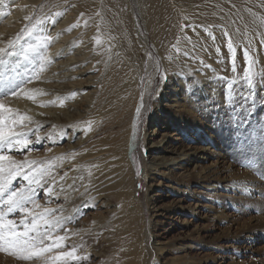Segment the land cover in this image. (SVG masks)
I'll use <instances>...</instances> for the list:
<instances>
[{
	"label": "rangeland",
	"instance_id": "1",
	"mask_svg": "<svg viewBox=\"0 0 264 264\" xmlns=\"http://www.w3.org/2000/svg\"><path fill=\"white\" fill-rule=\"evenodd\" d=\"M240 1L255 12V22L219 18L213 22L219 34L212 37H202L185 25L194 42L218 48V60L209 63L212 69L194 64L185 76L176 78L169 76V67L164 74L171 82L163 84L160 68L148 90L158 56L150 41L147 53L140 48L135 64L145 61L135 106L130 93L138 67L131 60L125 58L124 70L107 76V84L100 86L64 54L54 64L71 63L70 71L62 72L81 74L83 79L76 88L75 78L65 80L64 89L55 88L56 95L67 94L71 101L77 96L78 107L68 118L63 109L54 113L46 100L54 93L38 96L45 105L36 106V97L27 96L20 107L23 94L7 93L39 63L20 47L27 41L26 51L33 48L39 25L20 40L14 55L3 57L0 103L31 117L17 131L32 129L28 139L33 141L29 149L9 154L17 161H36L33 168L46 169L43 176H36L40 183L31 185L40 207L27 206L34 212L55 210L47 218L62 217L64 222L51 234L67 239L63 247L29 260L0 245V264H50L47 257L73 247L83 259L69 264H264V0ZM6 6L0 0L4 47L40 18L35 10L31 23L21 28L20 19L11 17ZM227 37L235 48L234 64L223 48ZM249 61L251 82L245 76ZM112 64L120 66L117 58ZM43 66H37L36 81L21 87L40 89L47 80L45 70H40ZM92 73L102 77L99 69ZM186 88L188 98L181 95ZM173 89L175 95L169 98ZM122 91L124 101L117 109V94ZM85 99L91 100L89 109ZM37 136L42 138L39 143ZM24 186L22 178L13 182L14 188ZM49 187L51 194L45 195ZM9 218L19 221L21 216L15 213ZM44 227L41 223L42 231ZM50 243L45 239L44 246Z\"/></svg>",
	"mask_w": 264,
	"mask_h": 264
},
{
	"label": "bare ground",
	"instance_id": "2",
	"mask_svg": "<svg viewBox=\"0 0 264 264\" xmlns=\"http://www.w3.org/2000/svg\"><path fill=\"white\" fill-rule=\"evenodd\" d=\"M3 1L7 5L6 7L10 8L11 17L20 19L19 27L21 28L24 25L27 26L35 10L40 12L39 20H44L45 17H52L56 20L55 24L48 20L46 23L39 25V29H36L34 33L37 39L33 41V48H29V51H26V47L30 46L27 41L20 46L25 53L29 52L28 55L32 56L31 59L39 61L38 64H33L32 70L28 74L21 75L23 79L37 71L38 65H44L42 70H45L43 74L47 80L40 89H35L37 91L33 96L36 97V106L37 104H44L38 99V96L45 93L46 95L50 93L56 95L58 89L55 88L64 89L65 80L75 78L72 85L76 88L83 79L81 74H90L95 85L105 86L107 76H111L116 71L124 70L125 58L135 64L140 48L144 54L147 53V42L149 43V41L159 59L156 58V70H154L152 78L146 83L148 90L152 87V83L156 78L155 73L160 68L163 76L166 77V79H163V84H170L171 75L176 78L185 76L190 71L191 65L194 64L212 69L214 67L209 66V63L212 64L218 60V48L209 42L205 43L201 40L200 42L199 40L194 42V39L190 38L185 25L194 24L198 34L202 37L207 35L206 28L212 32V36H218L219 30L214 28L213 22L219 18L232 22H255L256 18L255 12L240 0H131V3H129V0ZM56 12H61L63 15L55 17ZM25 17H30V19H25ZM76 24H78L77 27H72ZM143 28L146 34H142ZM185 37L190 38L192 43H189ZM228 39L227 37L226 41L224 40L223 48H227ZM97 40H99V43H97ZM173 45H176L180 51L178 52ZM0 47H4L1 42ZM193 51L194 55H191ZM64 54L68 57L66 60H74V64L81 69V74L78 73V77L69 75L70 73L65 75L62 72L63 70L69 72L72 67L71 63L67 65L66 61L61 66L54 64L59 56ZM44 56L48 57L47 62L42 61L41 58ZM112 58H117L120 66L113 65ZM144 61L145 59L140 60L139 64L134 65L138 67V71L132 80L133 85L130 93V96L133 95L132 105L134 106L139 95ZM199 61L203 63L201 64ZM48 67L51 69L47 70ZM169 67L170 77L166 73L164 74L166 68ZM25 69L24 67L22 72H25ZM95 69L101 71L102 77L96 78L93 76L92 71ZM49 80L55 82H49ZM181 82L185 83V80L182 79ZM146 88L144 94L147 92ZM100 89L102 88L100 87ZM175 92L176 90L173 89L169 98L174 97ZM186 92L187 88L184 89V93L181 95L188 98L189 95ZM59 94L52 99L50 97L46 99L47 107L54 113H58L63 109L66 118H68L71 110L78 107L80 98L76 96V100L71 101L67 94ZM122 96L123 91L121 95L117 94V109L124 101ZM26 98L25 95L20 98V101H18L20 107L25 105ZM33 99L28 98V100ZM84 102H86L85 105L89 109L91 100L85 99ZM5 105L15 109L7 103Z\"/></svg>",
	"mask_w": 264,
	"mask_h": 264
},
{
	"label": "snow or ice",
	"instance_id": "3",
	"mask_svg": "<svg viewBox=\"0 0 264 264\" xmlns=\"http://www.w3.org/2000/svg\"><path fill=\"white\" fill-rule=\"evenodd\" d=\"M63 15L61 12H56L55 17ZM83 15V14H81ZM30 19V17H25ZM51 20L52 24L56 23L55 18L45 17L44 20H38L36 24L31 28L22 29V34H18L14 39L9 40L5 47H0V64L4 63L3 57L14 55L12 51L16 45L23 39L24 36H31L33 31L38 25L46 23ZM78 24L72 27H77ZM193 31H195V25H188ZM209 36H212V32L209 29H205ZM227 36L228 33L224 32ZM50 40L51 38H46ZM192 43L190 38L185 37ZM99 43V40H97ZM179 52L180 49L173 45ZM227 49L230 54L232 63H235V48L231 38L227 41ZM186 54H188L186 52ZM191 55H194L191 53ZM245 58L248 59V54L245 52ZM43 62L48 61V57L41 58ZM199 63H203L199 61ZM42 70V68L40 69ZM251 63L249 61L248 69L245 71V76L251 82L252 77ZM38 79V72L34 71L31 75L25 79L20 80V84L15 85L14 88L9 89L7 94L12 96L25 95L32 99L34 96L32 93L37 90H26L21 85L30 82L32 79ZM161 79H166L161 75ZM191 87V86H190ZM75 95V93H73ZM143 97H141L142 103ZM137 116L141 113V108L136 109ZM31 121V117L21 115L18 110L13 109L4 103H0V207L4 210H0V245H4L8 248L16 251L21 259L29 260L33 257H42L45 253L51 252L54 248H61L64 246L63 242L66 241V236H57L53 238L51 230L59 227L64 222V218L55 217L54 219H48V214L54 212L53 209H44L43 212H34L33 208H29L27 205L32 204L34 208H39L40 205L35 203L37 193L32 188V184H39L40 181L36 179L37 174L43 176L46 169L33 168L32 165L36 164V161H17L9 153L13 150L22 152L25 149H29L33 143L28 139V134L32 129L27 131H17V127H24L25 121ZM63 138V137H61ZM41 137H36V143L41 141ZM27 168V171L25 169ZM139 174V173H138ZM18 178H22L27 182V186L13 187V182ZM63 179V178H61ZM51 194V187L45 191V195ZM87 206V205H85ZM19 213L21 218L19 221L9 218L12 214ZM41 223L46 226L43 231L41 230ZM22 228L23 230H19ZM34 233V235H32ZM45 239L51 241L50 244L44 246ZM76 248H72L69 251H61L55 256L47 257L46 260L50 264H69V261H77L83 259L78 256Z\"/></svg>",
	"mask_w": 264,
	"mask_h": 264
}]
</instances>
